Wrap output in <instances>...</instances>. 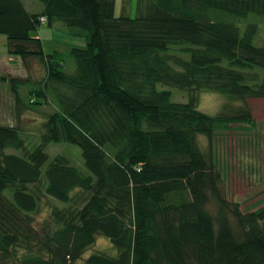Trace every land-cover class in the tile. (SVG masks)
I'll return each instance as SVG.
<instances>
[{
  "label": "trees",
  "instance_id": "trees-1",
  "mask_svg": "<svg viewBox=\"0 0 264 264\" xmlns=\"http://www.w3.org/2000/svg\"><path fill=\"white\" fill-rule=\"evenodd\" d=\"M37 1L30 12L0 0L9 54L41 61L49 91L36 96L58 107L33 150L18 127L0 126V264H78L98 236L117 255L85 264H264V206L229 202L212 151L216 130L252 123L250 112L198 109L202 92L264 99L259 26L237 24L264 17V0H137L136 17L116 16V0ZM56 23L87 42L71 50L72 73L32 35ZM61 141L81 148L92 176L50 160L47 145ZM44 199L50 217L37 228Z\"/></svg>",
  "mask_w": 264,
  "mask_h": 264
},
{
  "label": "rangeland",
  "instance_id": "rangeland-1",
  "mask_svg": "<svg viewBox=\"0 0 264 264\" xmlns=\"http://www.w3.org/2000/svg\"><path fill=\"white\" fill-rule=\"evenodd\" d=\"M24 4L30 12H39L43 8L37 0H24ZM115 14L136 17L137 0H116ZM248 22L258 24L259 33L254 39V44L262 46L264 17L250 15L247 20L237 24L243 31ZM32 35L42 41L45 54L58 52L64 56L68 73L75 69L74 60L70 56L71 50L87 46L85 38L70 36L69 30L62 23H56L52 27L42 24ZM46 79L47 70L38 58L23 59L10 55L8 40L6 36L0 35V126L18 127L29 150L42 143L43 135L48 132L47 121L58 110L51 94H48L50 97L46 101L36 96L42 88L49 91L44 84ZM14 85H17L15 91ZM159 89L171 91L175 102L186 103L190 97L188 92L175 88L159 86ZM16 94L25 107L21 103L18 104ZM198 109L210 116L223 113L231 116L243 109L249 110L252 123L232 124L227 129L216 130L212 151L216 157L217 169L222 175L221 188L224 189L229 202L239 204L244 211L264 206V99L236 102L222 94L202 92L199 94ZM200 142L203 149L208 152L210 146L208 140L201 137ZM46 152L50 160L56 156H64L83 174L92 176L85 165L79 146L63 141L53 142L47 145ZM42 206L40 214L36 216L37 228L50 217L47 199L43 200ZM95 252L112 257L117 255L111 241L98 236L95 245L84 254L78 264H85V260Z\"/></svg>",
  "mask_w": 264,
  "mask_h": 264
}]
</instances>
